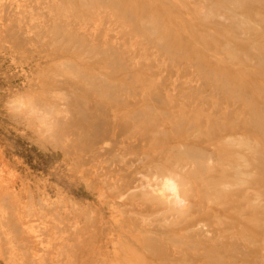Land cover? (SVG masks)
<instances>
[{
  "label": "rangeland",
  "instance_id": "rangeland-1",
  "mask_svg": "<svg viewBox=\"0 0 264 264\" xmlns=\"http://www.w3.org/2000/svg\"><path fill=\"white\" fill-rule=\"evenodd\" d=\"M21 1L0 0V264H264V0ZM168 172L183 212L152 199Z\"/></svg>",
  "mask_w": 264,
  "mask_h": 264
},
{
  "label": "bare ground",
  "instance_id": "bare-ground-1",
  "mask_svg": "<svg viewBox=\"0 0 264 264\" xmlns=\"http://www.w3.org/2000/svg\"><path fill=\"white\" fill-rule=\"evenodd\" d=\"M21 1V0H20ZM43 1V0H42ZM22 2V1H21ZM9 3V2H8ZM45 3V2H44ZM4 4H5V2H4ZM7 4V3H6ZM49 4V3H48ZM4 6V5H3ZM3 8V7H2ZM16 8V7H15ZM22 7H20V9H21ZM26 8V7H25ZM27 10V9H26ZM29 10V9H28ZM21 11H23V9L21 10ZM27 12V11H26ZM28 13V12H27ZM31 14V13H30ZM40 14V13H39ZM54 14V13H53ZM33 15V14H32ZM17 16V15H16ZM15 16V17H16ZM22 16H24V14L23 15H21L20 17H21V19H22ZM30 16V15H29ZM51 16V15H50ZM43 17V16H42ZM17 18H19V17H17ZM39 18V17H38ZM41 18V17H40ZM39 18V19H40ZM52 18V17H51ZM20 19V18H19ZM44 20H45V18H44ZM13 21V20H12ZM24 21V20H23ZM38 20H36L35 22H37ZM8 22V21H7ZM10 22V21H9ZM21 22V21H20ZM16 23V22H15ZM39 23V22H38ZM19 25V24H18ZM17 25V26H18ZM40 25H41V23H40ZM43 25V24H42ZM3 26H5V25H3ZM9 26V25H8ZM32 26V25H31ZM39 26V25H38ZM1 27V26H0ZM16 27V26H15ZM11 28V27H10ZM39 28V27H38ZM6 29V28H5ZM14 29H16V28H14ZM41 29V28H40ZM27 30V29H26ZM35 30V29H34ZM2 31V30H1ZM5 31V30H4ZM12 32H13V30H11ZM22 31V30H21ZM24 31V30H23ZM30 31V30H29ZM3 32V31H2ZM6 32H8V30L6 31ZM23 32H21V34H22ZM36 34V33H35ZM43 34V33H42ZM46 34V33H45ZM1 35V34H0ZM4 36V35H3ZM3 36H2V38H3ZM38 36H40V33H39V35ZM47 36V35H46ZM11 37H12V35H11ZM10 37V38H11ZM19 37V36H18ZM32 37V36H31ZM5 38V37H4ZM36 38H38V37H36ZM45 38V37H44ZM15 39V38H14ZM13 40V39H12ZM44 40V39H43ZM17 41V40H16ZM26 41V40H25ZM2 42V41H1ZM4 42V41H3ZM18 42H19V40H18ZM11 45H13V44H11ZM2 46V45H1ZM14 46V45H13ZM16 46V45H15ZM5 47V46H4ZM42 121V120H41ZM42 124V123H41ZM2 157V156H1ZM203 160H205V159H203ZM204 163V162H203ZM176 164V163H175ZM198 164V163H197ZM203 165V164H202ZM204 165H205V163H204ZM174 166V165H173ZM181 168H184V166L183 167H181ZM2 169V168H1ZM6 170V169H5ZM181 170V169H180ZM156 171V170H155ZM157 171H159V169L157 170ZM157 171H156V173H157ZM161 171H162V169H161ZM166 171V170H165ZM14 172V171H13ZM163 174H165V172L163 173ZM5 175V174H4ZM142 175V174H141ZM168 175H170L169 174V172H168ZM161 176V175H160ZM166 175H163V178H160L161 180H162V182H161V180H160V183H162V186H161V188L159 187V185H157L158 186V188H160V190H159V192L157 193L156 192V195H154V196H156V198H152L153 200L154 199H158V201L160 202V203H162V204H164V203H167V205L168 204H173L174 203V205L176 206V208H178V206L179 207H181L182 208V206L187 202V200H185L184 199V195L182 196V194L185 192V185L186 184H184L183 185V183H182V181L179 179V177H181L180 175L179 176H176V175H173V174H171L170 176H166ZM175 176V177H174ZM144 177H146V175L144 176ZM143 177V178H144ZM148 177V176H147ZM152 178V177H151ZM6 179V178H5ZM141 180V179H140ZM151 180V179H150ZM145 182L147 183V185H146V187H148V188H146L145 190L143 189V191L142 192H147L146 190L147 189H150L149 187H150V185H149V183L151 182H147L146 180H145ZM14 184V183H13ZM188 184V183H187ZM155 186V185H154ZM153 186V188H155ZM156 186V187H157ZM186 186H188V185H186ZM141 187V186H140ZM143 187H145V185L144 186H142L141 188H143ZM152 188V186H151V189H153ZM225 188H226V186H225ZM6 189V188H5ZM157 189V188H156ZM141 190V189H140ZM158 190V189H157ZM1 191V190H0ZM10 191V190H9ZM151 190H149V192H147L146 194L147 195H150L151 196V193L152 192H150ZM153 191H154V189H153ZM141 192V193H142ZM144 192V193H145ZM155 192V191H154ZM153 192V193H154ZM4 193V192H3ZM187 193H189V192H187ZM205 194V193H204ZM152 195V196H153ZM4 196H6V195H4ZM14 196V195H13ZM151 196V197H152ZM3 197V196H2ZM7 197V196H6ZM1 198V197H0ZM15 198V197H14ZM211 198H213V197H211ZM4 199V198H3ZM13 199V198H12ZM14 200H16V199H14ZM186 202H185V201ZM170 202H172V203H170ZM182 205V206H181ZM186 205H188V204H185V206ZM175 206H171V208L173 207H175ZM183 206V208H187L188 206ZM2 207V206H1ZM61 207V206H60ZM17 208V207H16ZM28 208V207H27ZM170 208V207H169ZM168 208V209H169ZM170 208V209H171ZM181 208H178L179 209V211L181 210V212H183L184 210H182ZM6 209V208H5ZM169 209V210H170ZM175 209V208H174ZM11 210V209H10ZM9 210V211H10ZM30 210V209H29ZM177 210V209H176ZM161 211V210H160ZM165 211V210H164ZM166 211H168V210H166ZM165 211V212H166ZM171 211V210H170ZM2 212V211H1ZM8 212V211H7ZM164 212V213H165ZM3 213H4V211H3ZM12 213V212H11ZM16 213V212H15ZM15 216V215H14ZM1 219V218H0ZM178 219V218H177ZM11 221V220H10ZM167 221V220H166ZM176 221V220H175ZM2 222V221H1ZM12 222V221H11ZM168 222V221H167ZM172 222V221H171ZM6 223H7V221H6ZM17 223V222H16ZM15 223V224H16ZM12 224V223H11ZM6 225V224H5ZM14 225V224H13ZM18 225V224H17ZM3 226V225H2ZM9 226V225H8ZM7 227V226H6ZM19 227V226H18ZM0 228H2V227H0ZM16 230V229H15ZM0 231H2V230H0ZM10 233V232H9ZM12 235V234H11ZM1 236V235H0ZM2 239H3V237H2ZM5 239H6V237H5ZM4 240V239H3ZM30 240V239H29ZM13 242H15V241H13ZM18 242V241H17ZM0 243H1V240H0ZM6 244V243H5ZM17 244V243H16ZM24 244V243H23ZM14 245H15V243H14ZM188 246V245H187ZM7 247V246H6ZM15 247V246H14ZM5 248V247H4ZM29 248V247H28ZM1 249H3L2 247H1ZM20 249V248H19ZM190 249H191V247H190ZM6 252V251H5ZM12 253V252H11ZM36 253H38V252H36ZM43 254V253H42ZM46 254V253H45ZM3 255V254H2ZM6 255V254H5ZM16 255V254H15ZM22 255V254H21ZM32 255V254H31ZM5 257V256H4ZM34 257V256H33ZM28 259V258H27ZM9 260V259H8ZM16 260V259H15ZM26 260V259H25ZM31 260V259H30ZM27 262V261H26ZM25 262V263H26ZM39 262V261H38ZM20 263V262H19ZM23 263V262H22ZM16 264H18V263H16Z\"/></svg>",
  "mask_w": 264,
  "mask_h": 264
}]
</instances>
